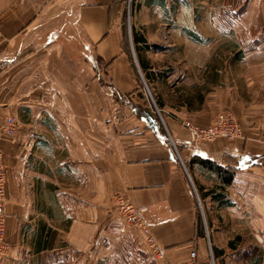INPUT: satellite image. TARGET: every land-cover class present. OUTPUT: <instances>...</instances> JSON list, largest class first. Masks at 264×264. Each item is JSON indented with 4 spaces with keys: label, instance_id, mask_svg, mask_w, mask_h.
<instances>
[{
    "label": "crops",
    "instance_id": "1",
    "mask_svg": "<svg viewBox=\"0 0 264 264\" xmlns=\"http://www.w3.org/2000/svg\"><path fill=\"white\" fill-rule=\"evenodd\" d=\"M6 1L0 12V152L8 250L0 264H82L95 242L114 236L132 243L150 264H182L192 246L198 264H247L239 257L248 249L231 241H255L264 264V103L248 101L255 89L250 75L233 76L217 61L209 63L203 84H191L177 108L153 104L158 122L135 95L139 86L118 22L120 0ZM167 1L139 3L168 12ZM134 43L144 80L154 82L158 76L141 53L145 41ZM257 86L264 91V84ZM219 111L237 118L241 137L214 139L191 153L180 122L205 126ZM7 115L16 124L12 137L1 130ZM192 155L211 156L232 170L223 188L228 203L202 195L215 192L218 183L190 161ZM195 191L199 200L228 209L246 232H235L227 245L213 242L212 250ZM114 192L145 207L152 236L165 249L162 258H153L138 230L109 211Z\"/></svg>",
    "mask_w": 264,
    "mask_h": 264
},
{
    "label": "rangeland",
    "instance_id": "2",
    "mask_svg": "<svg viewBox=\"0 0 264 264\" xmlns=\"http://www.w3.org/2000/svg\"><path fill=\"white\" fill-rule=\"evenodd\" d=\"M166 5L173 10L160 12L141 5L139 0H120L118 13L122 44L139 86L135 95L155 119L158 120L153 104L157 105L161 100L163 104L177 108L183 98L182 93H187L191 84H203L201 77L208 64L215 61L219 63L215 65L233 76L249 74L255 89L254 96L248 101L253 99L256 104L264 103L263 87L257 86L264 84V0H171ZM8 6L9 1L0 0V12ZM136 33L146 44L159 47L142 49L141 52L158 76L154 82L145 81L138 66L139 54L133 41ZM236 52H241L242 58L234 59ZM169 88L174 93H169ZM130 98L125 97V104L134 108L135 103ZM157 111L160 117L158 108ZM199 179L207 187L212 184L210 180ZM196 194L195 191L199 223L208 236L212 250L213 242L227 245L230 244L227 239L232 238L235 232H246L244 224L231 220L228 209L205 203ZM109 211L112 212L110 208ZM231 243L235 248L240 247L239 250L248 249L249 253L239 257L240 260L245 259L247 264L260 263L262 249L257 242L234 239ZM82 259V264H150L148 257L140 255L132 243L121 236L95 242L93 250Z\"/></svg>",
    "mask_w": 264,
    "mask_h": 264
},
{
    "label": "built area",
    "instance_id": "3",
    "mask_svg": "<svg viewBox=\"0 0 264 264\" xmlns=\"http://www.w3.org/2000/svg\"><path fill=\"white\" fill-rule=\"evenodd\" d=\"M180 125L186 131L187 149L191 153L199 152L201 145L205 142H211L219 138L233 140L239 138L241 135L240 126L230 111H219L215 113L205 126H200L189 120H182ZM1 130L8 137H12L15 134L16 124L12 116L7 115L3 118ZM171 146L176 154L175 144L171 143ZM230 151L236 154L238 150L237 148H232ZM206 158L211 159V156H206ZM5 179L6 169L0 152V261L5 258L8 250V244L4 237ZM109 208L122 218L124 226L138 230L143 238V243L147 251L154 258L160 259L163 257L165 249L152 236L151 227L144 218V206H135L119 192H114L110 195ZM120 231H123V228H120ZM182 264H198L196 246H192L189 249Z\"/></svg>",
    "mask_w": 264,
    "mask_h": 264
},
{
    "label": "trees",
    "instance_id": "4",
    "mask_svg": "<svg viewBox=\"0 0 264 264\" xmlns=\"http://www.w3.org/2000/svg\"><path fill=\"white\" fill-rule=\"evenodd\" d=\"M133 41H141L144 42V40L141 39V37L137 36L134 34ZM143 47L148 49V48H153V49H159V47L155 44H143ZM146 111L150 114V116H153V113L149 111V108H146ZM191 162L196 163L202 170H206L209 173H213L215 178L214 180H217L216 182L218 183V188L215 189L216 191L214 192L213 189H211L209 192L203 193L202 195H209L211 198L215 201H219L222 204L228 203V200L223 199L224 198V193H223V188L226 186L231 179L232 176V170L228 169H222L220 165L215 164V162L207 159V158H202L200 156L192 155L190 158Z\"/></svg>",
    "mask_w": 264,
    "mask_h": 264
}]
</instances>
